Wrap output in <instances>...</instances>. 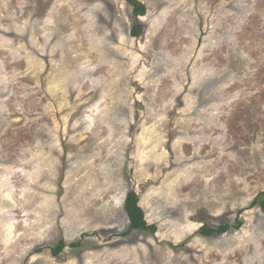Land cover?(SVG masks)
Returning a JSON list of instances; mask_svg holds the SVG:
<instances>
[{"label":"rangeland","instance_id":"1","mask_svg":"<svg viewBox=\"0 0 264 264\" xmlns=\"http://www.w3.org/2000/svg\"><path fill=\"white\" fill-rule=\"evenodd\" d=\"M140 1L0 0V264H264V0Z\"/></svg>","mask_w":264,"mask_h":264},{"label":"trees","instance_id":"2","mask_svg":"<svg viewBox=\"0 0 264 264\" xmlns=\"http://www.w3.org/2000/svg\"><path fill=\"white\" fill-rule=\"evenodd\" d=\"M132 10L130 16L132 18V25L130 28V34L134 37H140L145 32L146 23L141 19L147 13V6L140 0H126ZM139 196L134 189L128 191L125 199V210L130 219L129 231L139 230L144 232H156L157 227L154 224H149L145 218V212L139 205ZM251 206L259 205L264 212V191H261L255 199L251 202ZM230 228L229 224L221 225L217 228H211L209 226H203L201 232L205 235H220L226 232ZM128 234V231L125 232ZM72 246H77L78 242L71 243ZM66 247L64 239H60L58 244L53 247L52 251L55 255H58L63 248Z\"/></svg>","mask_w":264,"mask_h":264}]
</instances>
